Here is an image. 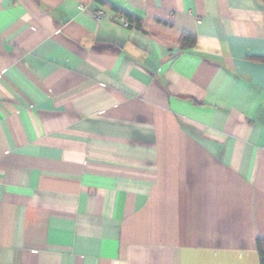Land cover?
Masks as SVG:
<instances>
[{"label":"crops","instance_id":"obj_1","mask_svg":"<svg viewBox=\"0 0 264 264\" xmlns=\"http://www.w3.org/2000/svg\"><path fill=\"white\" fill-rule=\"evenodd\" d=\"M259 237L264 0H0V264H259Z\"/></svg>","mask_w":264,"mask_h":264},{"label":"trees","instance_id":"obj_2","mask_svg":"<svg viewBox=\"0 0 264 264\" xmlns=\"http://www.w3.org/2000/svg\"><path fill=\"white\" fill-rule=\"evenodd\" d=\"M120 14H122L129 21L128 15H126L125 13H121V12ZM194 43H195V38L192 36H187V35L182 36V39L180 42L181 47L191 46ZM255 243H256V249L258 253L259 264H264V237L257 238Z\"/></svg>","mask_w":264,"mask_h":264},{"label":"built area","instance_id":"obj_3","mask_svg":"<svg viewBox=\"0 0 264 264\" xmlns=\"http://www.w3.org/2000/svg\"><path fill=\"white\" fill-rule=\"evenodd\" d=\"M93 14H94L96 19H99L102 17V15H104V11L101 9H97L96 11L93 12ZM117 17L123 23V25H125V26L129 25L128 20L122 14H118Z\"/></svg>","mask_w":264,"mask_h":264}]
</instances>
